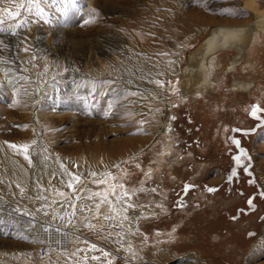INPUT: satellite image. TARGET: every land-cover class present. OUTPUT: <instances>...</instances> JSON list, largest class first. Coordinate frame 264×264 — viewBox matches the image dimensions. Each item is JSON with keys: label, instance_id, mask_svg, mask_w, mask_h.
Listing matches in <instances>:
<instances>
[{"label": "rangeland", "instance_id": "374dc122", "mask_svg": "<svg viewBox=\"0 0 264 264\" xmlns=\"http://www.w3.org/2000/svg\"><path fill=\"white\" fill-rule=\"evenodd\" d=\"M41 7L42 18L35 9L15 19L0 12L8 30L0 32V202L30 213L34 225L64 228L71 243L42 253L30 217L20 216L0 225V264L264 260V0H76L67 7L49 0ZM4 8L15 4L0 0ZM217 27L240 31L241 51L208 55L206 38ZM202 53L210 82L190 91L183 69ZM234 81L251 85L237 89ZM8 144L30 145L32 163ZM240 148L246 154L237 163ZM35 156L50 166L49 177ZM61 165L81 176L75 193L62 183L70 177ZM100 179L106 183L93 182ZM113 187L129 196L109 195L116 211L102 205L114 217L106 221L95 210L99 198L85 197ZM127 203L133 207L125 212Z\"/></svg>", "mask_w": 264, "mask_h": 264}, {"label": "snow or ice", "instance_id": "6c2138e0", "mask_svg": "<svg viewBox=\"0 0 264 264\" xmlns=\"http://www.w3.org/2000/svg\"><path fill=\"white\" fill-rule=\"evenodd\" d=\"M8 2L15 4V11H10L7 8L0 9V12L7 14L8 19H15L17 17H20L22 15V11L28 12V13H33V9H35L34 14L37 17L42 18L44 16V9L41 7V4L43 3L46 5L49 3V0H8ZM52 2H55V0H52ZM61 2L64 3L66 5V7L76 4V0H61ZM91 22H92L91 20H86L85 24H88ZM3 23H4V17L0 16V25H2ZM23 23L24 22H22L21 24H18L16 27H21L23 25ZM6 31H8V30L0 27V32H6ZM12 34L15 35L16 33L13 32ZM23 50L25 52L29 51L28 48H24ZM155 83L159 87L164 86L163 84H161L160 81H156ZM128 95H136V93L131 92V93H128ZM253 115H255V109L253 110ZM33 143H35V141H33ZM234 143L238 144L239 142L234 141ZM8 147L15 150V151L21 152L24 156V159L27 160L29 162V164L32 163L31 157L29 155L30 145H28V144H23V145L8 144ZM243 154H244L243 150H241V155H243ZM236 160H237V163H239L240 157H236ZM61 168L70 177V179L68 181L62 182V183H64L67 188L72 189L73 193H75L78 190L77 186L81 185V183H82L81 176L75 175V174L69 172L68 169L65 168L63 165H61ZM233 174H235V173H233ZM90 175L95 177L97 175V173L92 172ZM93 182L98 184V185H102V184L106 183V181L104 179L94 180ZM120 187H121V189H123L124 185L121 184ZM55 191H56V194L58 196L64 197L65 201L71 204V201H70L69 197L66 196L65 192H63L59 189H55ZM209 191H214V189H209ZM21 192H23V189H21ZM109 195L116 196L117 200H122L125 197H128L129 193L127 191H124L122 195L117 196V194L115 192V187H113L110 191H105V192L96 191V192L92 193L91 196L85 197L86 199H89V200H92L94 197L99 198V202L95 204V210H96V213L98 215H103V218L106 221H111L114 219V217L110 216V215H104L101 212L102 205L107 204L110 211H116L115 207L112 205V202L108 198ZM39 198L45 199V200L47 199V197H39ZM74 198L75 199H82L79 196H76ZM53 203H56V201H53ZM251 203L252 202L249 201V204H251ZM71 207L73 209H75L77 206H76V204H71ZM132 207H133V204L127 203V206L123 209V211L126 212L128 209H130ZM83 210L92 211V208H90L88 205H83ZM73 215H75V212H73ZM20 216L30 217V219L28 221L29 226L35 227V225L33 224V220L35 219V217L32 216L30 213L22 212L18 207L13 208L10 206H5V205H3L2 202H0V225L5 224L6 222L18 223V218ZM8 218H11V220H9ZM123 220H128V216L127 215L123 216ZM86 226L91 228V229H95V225L88 224ZM115 226L116 225L109 224V227H115ZM99 231H103V229H100ZM22 238H26V237H22ZM96 249H97V246L95 244H93L91 250H96ZM100 251L102 252L104 257H108L110 255V253L104 252L102 249ZM73 256H75V253H73ZM85 259H87V257H85ZM91 259L92 260H99L100 257L92 256ZM77 264H78V262H77ZM108 264H112L111 260L108 261Z\"/></svg>", "mask_w": 264, "mask_h": 264}, {"label": "bare ground", "instance_id": "6f19581e", "mask_svg": "<svg viewBox=\"0 0 264 264\" xmlns=\"http://www.w3.org/2000/svg\"><path fill=\"white\" fill-rule=\"evenodd\" d=\"M255 25L258 27L257 29L263 28V27H261L260 24H258V25L255 24ZM251 28H253V25H251ZM244 31L241 30V32H244ZM249 33H250V31H249ZM240 35H242V34L238 30H234V29L232 30L229 27L228 28L227 27L226 28L225 27H221V28L217 27V29L211 33L210 37L208 39L206 38L207 41L205 43V50L204 51H206V53L208 55L211 53H214V51H216V50H226L229 48H234V49L241 51L242 46H243V42H242L243 40L241 38L242 36H240ZM248 37H249V35H248ZM206 53L205 54H203V53L202 54H195L193 56L192 63H190L189 65L184 67V69H183V76H184L183 88L188 89V90L190 89V91H191V90H196L197 88H199L201 86L209 85V82H210L209 60L207 58ZM234 58H236V57H234ZM233 65H234V62L231 63V68L233 67ZM216 80H217V78H216ZM249 84L250 83L246 82V81H234V85L236 87H240V88L243 86L249 85ZM33 160L36 163L37 168L40 169V167H41L43 171L45 169V171L49 172L47 174L49 177V175L51 174L50 173V166L47 165L45 168V165H43L45 163H44L43 159H41L40 157L38 158L37 156H35ZM47 175H45V177ZM68 241L70 242L71 239L69 238Z\"/></svg>", "mask_w": 264, "mask_h": 264}, {"label": "built area", "instance_id": "2783aa9c", "mask_svg": "<svg viewBox=\"0 0 264 264\" xmlns=\"http://www.w3.org/2000/svg\"><path fill=\"white\" fill-rule=\"evenodd\" d=\"M33 233L40 239V250L44 254L65 251L71 243L68 241L71 237L64 228L49 222L42 221L35 224Z\"/></svg>", "mask_w": 264, "mask_h": 264}, {"label": "flooded vegetation", "instance_id": "af4514ba", "mask_svg": "<svg viewBox=\"0 0 264 264\" xmlns=\"http://www.w3.org/2000/svg\"><path fill=\"white\" fill-rule=\"evenodd\" d=\"M251 84H249V85H246L245 87H249ZM236 87V86H235ZM237 89L238 88H240V87H236ZM235 141V140H234ZM241 150H243V153L244 154H246V152H245V150L242 148H240V149H238L237 151H236V154L235 155H233V158L234 159H236V157H241L242 155H241Z\"/></svg>", "mask_w": 264, "mask_h": 264}, {"label": "crops", "instance_id": "0c3cea01", "mask_svg": "<svg viewBox=\"0 0 264 264\" xmlns=\"http://www.w3.org/2000/svg\"><path fill=\"white\" fill-rule=\"evenodd\" d=\"M255 264H264V260H262L260 262H256Z\"/></svg>", "mask_w": 264, "mask_h": 264}]
</instances>
